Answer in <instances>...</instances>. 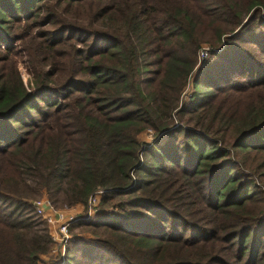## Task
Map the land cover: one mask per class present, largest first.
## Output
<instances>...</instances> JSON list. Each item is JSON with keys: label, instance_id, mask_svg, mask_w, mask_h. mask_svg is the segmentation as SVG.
Wrapping results in <instances>:
<instances>
[{"label": "trees", "instance_id": "1", "mask_svg": "<svg viewBox=\"0 0 264 264\" xmlns=\"http://www.w3.org/2000/svg\"><path fill=\"white\" fill-rule=\"evenodd\" d=\"M263 178L264 0H0V264L61 184L103 191L63 264H264Z\"/></svg>", "mask_w": 264, "mask_h": 264}, {"label": "built area", "instance_id": "2", "mask_svg": "<svg viewBox=\"0 0 264 264\" xmlns=\"http://www.w3.org/2000/svg\"><path fill=\"white\" fill-rule=\"evenodd\" d=\"M208 54V49L200 51V59H204ZM184 96V95H183ZM152 135H148L151 137ZM152 142V137H151ZM149 143V141H145ZM103 191L93 192L87 199L84 212L81 215L76 211L56 209L47 198L36 199L31 202L32 213L48 228V234L51 238V248L49 253L42 257L39 264H63L66 257V247L73 241L70 234V228L79 221H95L102 214L99 209ZM67 209V208H66ZM50 257H55L53 260ZM57 259V260H55Z\"/></svg>", "mask_w": 264, "mask_h": 264}, {"label": "rangeland", "instance_id": "3", "mask_svg": "<svg viewBox=\"0 0 264 264\" xmlns=\"http://www.w3.org/2000/svg\"><path fill=\"white\" fill-rule=\"evenodd\" d=\"M203 48L204 49H208V53H209V45L208 44H203L201 50ZM218 52H220V51H218ZM208 57H209V55L207 54V56L204 59H200V54H199L198 65L196 67L197 70L203 66V63L208 59ZM18 68H19V71L21 73L23 82L27 86L28 81H29V76L27 75L26 70L23 68L21 63H19ZM196 75H197V71H196ZM194 78H195V74H194L192 79H188L187 80V82L185 84V87L183 88V93H182V95L180 97V100H179V108L181 107V105H184L185 103H188L192 98H194L193 96H196V94H195L196 91L194 90V88H195L194 87V81H193ZM173 120L175 121V123L179 122L177 117H174ZM148 135H152V133L149 132V131L148 132L145 131V132L141 133L138 138L141 139V140H144V141L151 142L150 139H151L152 136L148 137ZM250 166H252L251 163H250ZM263 180H264V178H263ZM26 183L32 189L35 186L34 181H32V180H27ZM68 191H69V187H67V185L61 184L60 189L52 193V196L56 199V204H53V205L56 207V209H64V210H69V211H76V212H78L79 215H81V213H83L85 211L84 210L85 205H76V206H72V207H66V206H64L62 204V203H64L66 201V198H67V195H68ZM41 198H47L50 201V199L48 197V194L45 192V190H43L41 192V194L38 195V197L34 198V199L36 200V199H41ZM29 200H33V199H29ZM50 203H52V202L50 201ZM102 213H103V211H102ZM36 221H37V223H36L37 226H35V227L37 229H44L45 228L46 231H48V228H47V226L45 224H43L39 219L38 220L36 219ZM77 224L78 223L73 224L71 226V228H70V234L73 237V240L76 239L77 237H83V238L90 239L91 238L90 234L88 232L84 231L83 227L77 226ZM50 258L51 259H49V260H53V258H55V257H50ZM55 260H57V259H55Z\"/></svg>", "mask_w": 264, "mask_h": 264}]
</instances>
